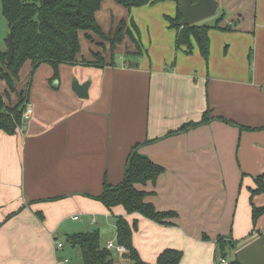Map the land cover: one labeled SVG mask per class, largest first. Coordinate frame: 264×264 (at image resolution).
<instances>
[{
	"label": "crops",
	"instance_id": "obj_1",
	"mask_svg": "<svg viewBox=\"0 0 264 264\" xmlns=\"http://www.w3.org/2000/svg\"><path fill=\"white\" fill-rule=\"evenodd\" d=\"M214 1L215 15L201 24L211 27L205 57L193 40L190 51L176 47L165 19L176 16L175 2L128 10L105 0L96 13L103 34L125 21L113 55L109 41L80 32L77 64L60 65L51 84L62 93L31 95L32 79L19 76L5 103L15 106L28 86L32 116L13 135L0 130V264H56L66 259L58 236L67 246L68 235L98 231L105 247L119 217L135 222L132 246L147 264L168 249L182 253L179 264L231 263L264 234V214L252 222V205L264 208V191L252 195L257 178L264 184V0ZM94 54L103 67L91 65ZM74 81L90 83L87 99L72 92ZM135 147L163 168L136 188L157 211L176 213L167 225L95 199L104 183L122 182ZM113 254V264H131Z\"/></svg>",
	"mask_w": 264,
	"mask_h": 264
},
{
	"label": "trees",
	"instance_id": "obj_2",
	"mask_svg": "<svg viewBox=\"0 0 264 264\" xmlns=\"http://www.w3.org/2000/svg\"><path fill=\"white\" fill-rule=\"evenodd\" d=\"M105 0H0V14L7 23L8 31H12L14 53L10 63L5 61L6 50H0V82L4 83V91H0V130L7 135L15 134L21 123V115L27 104L28 86L18 93L17 104L7 106L5 99L10 93H15V84L19 80V72L26 63H30L31 74L42 64H47L52 69V81L58 79L60 65H76V56L80 53L79 33L91 32L100 39L109 41L110 53L116 44L121 43L125 21H120L117 29L110 37H106L96 21V13L100 10ZM117 5L125 8H139L146 5L176 0H112ZM195 2V0H193ZM168 27L176 32V47L192 49L191 40L205 57L208 52L207 33L211 27L205 25H189L180 27L181 16L176 12L174 18L165 17ZM214 28V26L212 27ZM9 33V32H8ZM127 35L131 38L129 30ZM132 39V38H131ZM133 40V39H132ZM135 43V41H134ZM137 50L139 46L135 43ZM113 55V54H112ZM95 62L91 65L101 68L105 65L104 59L99 54H94ZM82 65H88L82 62ZM209 121L207 113L201 119V124ZM191 124L185 125V130ZM181 129V130H182ZM163 173V168L151 162L147 157L133 148L127 158L124 178L122 182L111 187L104 183L103 193L95 198L107 209L122 207L126 214H137L147 220L160 225L169 224L167 219L176 217L174 212H159L146 201L147 193L136 188V185L154 183ZM258 188L252 195L264 191L261 177L256 179ZM264 214V208L252 205V222ZM136 224H129L124 218L119 217L115 222L116 244L126 250L124 255L131 264L144 263L132 246V232ZM259 237L262 234L257 233ZM252 240L244 243L246 245ZM65 242L71 247H77L80 252L81 264H113V253L100 246L98 231L90 233L73 234L65 237ZM227 244L218 239L217 247L224 254ZM182 253L176 250H165L157 258L156 264H179ZM230 264H237L232 261Z\"/></svg>",
	"mask_w": 264,
	"mask_h": 264
},
{
	"label": "water",
	"instance_id": "obj_3",
	"mask_svg": "<svg viewBox=\"0 0 264 264\" xmlns=\"http://www.w3.org/2000/svg\"><path fill=\"white\" fill-rule=\"evenodd\" d=\"M178 13L181 16L180 27L197 24L198 22L213 17L217 11V4L214 0H176ZM7 51L5 61L10 63L13 58L14 44L13 35L10 30L6 36ZM57 87V82L53 85ZM89 82L79 84L72 82V92L81 100L88 98ZM237 264H264V234L253 239L234 254Z\"/></svg>",
	"mask_w": 264,
	"mask_h": 264
},
{
	"label": "rangeland",
	"instance_id": "obj_4",
	"mask_svg": "<svg viewBox=\"0 0 264 264\" xmlns=\"http://www.w3.org/2000/svg\"><path fill=\"white\" fill-rule=\"evenodd\" d=\"M154 6V7H153ZM152 7L150 8H160V6H164L163 4H155L153 5ZM211 18V17H210ZM209 19V18H208ZM208 19H205V20H202L200 22H198L197 24L201 25V24H206L207 21H209ZM156 28L157 30H155V33L158 37H162V35L160 34V30L158 29L159 28V22L156 21ZM8 27H7V23L6 21L4 20V18L1 16L0 14V50L2 51H5L6 50V44H5V39H6V36L8 34ZM19 76L21 78H30V82H31V79H32V85H31V95L33 94H36L37 96H39L42 92V89L44 90L45 88L49 89L50 92L52 93L55 92V93H59L61 92V89H57V90H53L52 89V85H54V81H59V76H58V79L56 80H53L52 81V71H51V68L46 66V65H43V66H40L39 68H37L32 74H31V66L29 63H26L24 64V66L22 67L21 71L19 72ZM33 77V78H32ZM4 84V83H3ZM64 84L61 86L63 87ZM70 86H71V83H70ZM2 88H4V85H1ZM62 93V92H61ZM41 98H44L41 94ZM33 106V105H32ZM57 239H59V242L64 244L63 242H61V240L63 241V237L61 236H58ZM114 243H116L115 240H112ZM64 251H65V256L63 258H66L68 259V263L67 264H81V258H80V252H79V249L77 247H70V246H65L64 244ZM229 258H233V252H229ZM113 258H114V254H113Z\"/></svg>",
	"mask_w": 264,
	"mask_h": 264
},
{
	"label": "built area",
	"instance_id": "obj_5",
	"mask_svg": "<svg viewBox=\"0 0 264 264\" xmlns=\"http://www.w3.org/2000/svg\"><path fill=\"white\" fill-rule=\"evenodd\" d=\"M32 116V107L31 105L29 104H26L25 105V108L23 110V113L21 115V123H20V126L17 128V130H23L28 121L30 120ZM74 220H77V218L75 217ZM64 245L60 242H57L56 243V248L58 250H61L63 249ZM105 249L107 251H110L112 253H116V254H119L121 256L125 255L127 252L126 250L122 247V246H119L117 245L116 243L114 242H109L105 245ZM68 263V259H62V260H58V262L56 264H67ZM218 264H230L228 261H226L225 258H219L218 260Z\"/></svg>",
	"mask_w": 264,
	"mask_h": 264
}]
</instances>
